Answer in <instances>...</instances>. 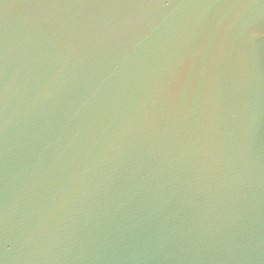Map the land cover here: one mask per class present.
<instances>
[{
	"label": "water",
	"instance_id": "1",
	"mask_svg": "<svg viewBox=\"0 0 264 264\" xmlns=\"http://www.w3.org/2000/svg\"><path fill=\"white\" fill-rule=\"evenodd\" d=\"M0 264H264V0H0Z\"/></svg>",
	"mask_w": 264,
	"mask_h": 264
}]
</instances>
